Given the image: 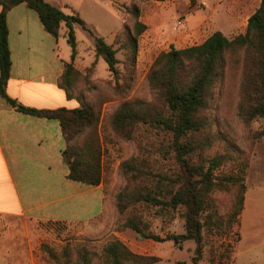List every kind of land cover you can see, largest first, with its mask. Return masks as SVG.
<instances>
[{
  "label": "trees",
  "instance_id": "1",
  "mask_svg": "<svg viewBox=\"0 0 264 264\" xmlns=\"http://www.w3.org/2000/svg\"><path fill=\"white\" fill-rule=\"evenodd\" d=\"M190 1L194 6L195 0ZM21 4L38 14L45 31L53 37L58 38L61 26L65 25L72 59L77 55L74 29L76 25H83L77 14H66L61 7L45 0H0V94L17 112L59 121L65 140L62 155L69 170L68 178L98 187L103 182L104 173L101 112L83 101L82 97L72 94V82L77 75L74 65L66 64L59 85L68 98H77L79 108L37 110L6 94L12 68L7 14ZM133 14V30L127 31L123 48L130 50L135 61L139 39L148 27L140 20L137 7ZM240 50L245 70L240 88L244 101V104L241 102V115L248 120L262 119L264 133V0L249 18L244 34L230 39L216 31L201 44L184 49L171 46L168 51L161 52L147 78L152 100L126 101L118 107L112 119L113 130L127 140H135L139 148L138 157L122 163L120 168L122 174L130 177L137 186L130 193L121 192L118 195V212L124 215L131 211L137 216L136 205L139 203L167 213L177 212L184 220L185 233L168 234L164 238L147 234L142 224L133 217L126 220L124 227L134 230L140 238L172 241L180 248L185 243H194L196 249L192 264H200L207 246V235L213 228L223 229V222L216 218L213 194L241 181L237 176L220 178L216 175V171L230 158L205 156L213 141L204 134L208 127L204 111L213 97V90L223 79L226 55ZM117 53L113 45L97 39L96 56L103 58L109 71L118 78L121 62ZM148 134L153 135V142L145 140ZM159 161L166 162V168L158 166ZM241 188L235 217L243 208L246 187L243 185ZM103 252L105 264H151L153 261V258L134 254L118 239L107 244ZM53 258L58 261L57 256ZM73 264H92V261L83 254Z\"/></svg>",
  "mask_w": 264,
  "mask_h": 264
},
{
  "label": "rangeland",
  "instance_id": "2",
  "mask_svg": "<svg viewBox=\"0 0 264 264\" xmlns=\"http://www.w3.org/2000/svg\"><path fill=\"white\" fill-rule=\"evenodd\" d=\"M60 1L63 0H48L56 6L61 5ZM66 1L83 21V25H76L74 29L79 65L74 66L77 75L73 79L71 91L75 97H82L83 101L101 112L104 173L100 191L104 195V209L101 215L89 222L48 223L39 244L33 250L36 264H73L83 254L90 258L92 264H105L103 249L115 239L122 241L134 254L153 258L151 264H192L196 249L194 243H185L180 248L172 241L157 242L140 238L134 230L124 227L126 220L133 217L142 224L147 234L164 238L168 234L185 233L184 220L177 212L167 213L145 203L136 205L137 216L131 211L124 215L118 212V195L121 192L130 193L137 186L130 177L122 174L120 168L122 163L138 157L139 148L135 140L123 138L112 127L114 113L122 103L152 100L148 75L157 56L173 45L167 38L191 27L184 24L185 18L188 23L193 20V16L185 11L184 2L189 1L175 0L166 3L170 4L169 10H174V14L164 22L163 32L159 33V37L149 29L140 37L135 61L130 50L123 48L127 31L133 30V10L136 7L140 10L142 21V14L149 11L147 6H157L155 0ZM65 9L72 11L71 8ZM149 16L152 23L155 16ZM219 27L227 31L225 35L230 39L244 34L247 29L243 20ZM97 39H103L107 45H113L117 49L121 62L118 78L109 71L105 60L96 56ZM201 42L200 39L191 46ZM61 43L72 51L68 40L62 38ZM243 60L241 50L226 55L223 79L213 90V97L204 111L208 126L204 134L209 135L213 141L212 148L205 152V156L223 155L230 158L216 171V175L220 178L237 176L241 181L227 190H217L213 194L216 218L223 222V229L215 226L207 235V246L200 264H235V255L238 264H247L246 259L249 257L264 264V252L260 248V244L264 243L263 120H248L241 115V102L244 104L240 92L245 73ZM145 140L153 142L154 137L148 134ZM159 140L157 138L158 143ZM158 166L166 168L167 163L159 161ZM243 185L246 187L243 208L235 217ZM243 211H246L247 218L241 235ZM256 245L258 247L250 255V248ZM53 256H57L58 261Z\"/></svg>",
  "mask_w": 264,
  "mask_h": 264
},
{
  "label": "crops",
  "instance_id": "3",
  "mask_svg": "<svg viewBox=\"0 0 264 264\" xmlns=\"http://www.w3.org/2000/svg\"><path fill=\"white\" fill-rule=\"evenodd\" d=\"M170 1L175 0L154 1L157 6H147L149 11L141 16L158 37L164 22L174 14V10H169L170 4L166 5ZM183 1H189L184 2L185 11L193 20L188 23L185 18L184 24L191 27L167 38L176 49L190 47L200 39L204 42L216 31L225 35L227 31L219 26L237 24L240 20L248 25L261 3V0H195L194 7L190 0ZM60 4L66 14H77L66 0ZM149 15L155 16L152 23ZM7 24L12 68L6 94L37 110L79 108L77 98H68L59 85L66 64L79 65L78 55L73 60L71 49L61 43L62 38L68 40L67 27L61 26L58 38L51 36L38 14L25 4L8 12ZM64 149L59 121L17 112L0 94V264H36L33 250L48 223H85L103 212L100 186L91 187L68 178ZM246 218L243 211L241 235ZM256 247L250 248V255ZM260 248L264 252V243ZM236 259L235 255L238 264ZM246 261L261 264L250 257Z\"/></svg>",
  "mask_w": 264,
  "mask_h": 264
},
{
  "label": "built area",
  "instance_id": "4",
  "mask_svg": "<svg viewBox=\"0 0 264 264\" xmlns=\"http://www.w3.org/2000/svg\"><path fill=\"white\" fill-rule=\"evenodd\" d=\"M179 25L183 26V23L182 22H179Z\"/></svg>",
  "mask_w": 264,
  "mask_h": 264
}]
</instances>
